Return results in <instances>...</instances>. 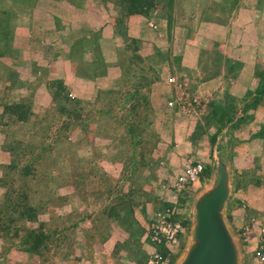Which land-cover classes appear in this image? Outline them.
I'll list each match as a JSON object with an SVG mask.
<instances>
[{"label":"rangeland","instance_id":"1","mask_svg":"<svg viewBox=\"0 0 264 264\" xmlns=\"http://www.w3.org/2000/svg\"><path fill=\"white\" fill-rule=\"evenodd\" d=\"M258 1L237 0L234 3V0H174L170 7L168 0H159L151 14L157 13L165 21L167 29L165 47H156L154 44L139 41L140 43L137 44L140 48L139 52L130 54V56H140L146 66H149L147 59L155 54V50L163 52L162 55L166 58V63L158 66L154 73L148 75L149 78L156 76L159 81L153 88L143 89V92L152 93L150 96L155 101L163 122L161 141L152 150L153 160L158 161V169L153 171L154 175H157V182L152 184L150 180L149 184L143 186L152 200L151 203L146 204L144 212L137 210L135 215L144 229L140 239L141 253L137 258L143 257L145 259L143 264H148L149 258L154 253L162 256L167 264H174L178 258L182 245L178 250H173L165 244H153L145 236L151 228L153 215L169 206L173 208V218L183 222L187 231L188 205L193 196L187 201L173 203L172 185L189 164H203L207 168L208 177L213 154H219L217 148L220 138L226 144L225 148L230 150L234 173V191L229 205V219L233 231L244 248L245 264H259L258 253L264 248V144L258 140H251L250 134L261 126L264 120V108H258L256 119L252 118L241 125L234 136L224 131L215 144L212 138L218 127L212 123L210 114L215 103H223L225 96L241 95L251 90L256 83L255 73L258 70L264 71V3ZM102 7L110 12L111 17V22L100 33L108 43V45L103 44L102 53L107 62L112 64L118 62L117 53L120 54V60H124V56L129 55L123 49L124 46H133L131 40L134 39L128 38L127 34L121 36L116 34L118 28L114 21L119 15L109 4L101 3V0H29L27 3L26 0H0V114L1 99L9 97L10 100L19 101L18 87L22 77L25 82L33 84L26 88V93L37 92L34 95V116L31 117L30 122L24 127L9 123L6 133L0 132V166L9 164L10 155L7 148L14 146L16 142L22 140L32 144L42 140V127L48 119L45 118L46 110L52 106L57 83L63 82V73L55 71L56 66L60 67L61 64V62L56 64L57 61L65 58L66 62L72 64L76 60H82L86 54H90L89 60L84 62L85 67L91 60V43H88V46L84 45V40L80 37L82 33L78 35L76 31H72L71 22L73 20L80 28L83 25L89 32L92 26H100V18H97L96 12ZM5 36L8 43L4 46L1 39ZM18 44H21L23 49L22 47L19 49ZM98 44L101 45L100 42ZM139 66L142 67L141 64ZM230 66L234 68L231 70ZM105 77L114 88H95L91 100H82L90 104L88 110L92 118L95 110L100 108L104 101L106 91L122 88V78L119 79L118 73L108 74ZM169 79L174 81L169 82ZM66 93L68 94L67 90ZM170 102L172 106L168 105ZM244 106L245 104H238L237 108L241 111ZM34 126L36 130L28 131V128ZM79 132H81L79 126L71 128L68 137L73 142H77ZM180 139L185 142L179 144L177 140ZM90 141L93 144L92 137ZM105 145L106 141L97 140L94 148L102 150ZM91 152L93 151L90 149L88 153ZM56 155L53 153L52 156ZM183 166V170L179 172ZM99 167L108 174L117 176V167L107 166L105 163L100 164ZM5 174L6 170L0 169V186L2 184L7 186L0 187V210H4L2 195L9 188L11 181L10 175L5 176ZM53 175L57 176L53 183L57 194L65 196L72 191V188L60 187V184H63L64 180L72 184L76 177L75 173H67L66 176L63 172L55 171ZM252 177L258 178L256 185L250 181ZM203 182L204 180L201 185ZM16 183H19L18 180ZM199 188L200 186L196 188L194 194ZM31 190L39 192L40 188L33 186ZM164 192L167 196L163 200ZM30 196L34 203L47 202V213L39 214L38 220L49 222L53 219V230H58L57 234L63 232L70 222L72 205L68 202L60 204L54 201L52 194L35 195L30 191ZM160 199L163 200L164 205L155 212L153 210L158 206ZM88 200L93 201L91 196H88ZM89 204H92L91 207H97L94 203L86 201V204L81 206L82 213L87 211ZM36 224L27 222L26 226L34 228ZM114 234L119 235L122 241L118 243L121 244L128 238L127 233L118 226H113ZM18 242L17 238L4 237L0 233V264H41L38 259H31L22 248L20 249ZM100 246L102 244L95 243L92 247L91 256L96 264L97 262L140 264L137 259L133 261L124 253H115L122 259L112 257V253L108 259H105L104 251L100 250ZM124 251L125 248L119 252ZM76 253L81 261L82 254L79 248H74V254ZM98 253L102 256L99 261H97ZM55 259L59 261L55 256L54 263ZM80 261L77 264H80Z\"/></svg>","mask_w":264,"mask_h":264},{"label":"trees","instance_id":"2","mask_svg":"<svg viewBox=\"0 0 264 264\" xmlns=\"http://www.w3.org/2000/svg\"><path fill=\"white\" fill-rule=\"evenodd\" d=\"M156 2L159 0H101V3L112 6L119 15L114 21L118 36L126 35L124 22L129 15L150 17L156 8ZM258 2L263 4L264 0ZM167 3L172 7L174 0H168ZM105 27L107 26L99 28L98 34L94 33L89 38L92 45L91 60L86 63L85 77L92 80L106 74L118 73L119 79L122 78V88L106 91L104 101L95 110L92 118L88 110L90 104L70 98L63 82H58L54 89L56 93L53 95L52 106L46 110L45 118L50 119L42 127V140L32 144L22 140L16 142L14 146L7 148L9 164L0 166L1 170H6L5 176L10 175L11 178L9 188L2 195L4 210H0V215L3 216H0V233L4 237L17 238L20 249L31 259H38L41 264H55V256L62 263L69 264L74 248L80 249L81 258L92 255L95 243L103 244L113 235V226L120 227L128 235L123 244H116L115 253H124L133 261L141 253L139 247L144 229L135 215L137 210L144 212L146 204L151 203L152 197L146 194L143 186L149 184L150 180L154 184L157 182V175L153 171L158 169V161L153 160L152 150L161 141L163 132V122L151 97L152 93L143 92V89L153 88L159 81L156 76L149 78L148 75L166 63V58L162 55L163 52L154 49L155 54L147 59L149 66H146L140 56H130L140 49L137 45L140 42L131 40L133 46H124L123 49L129 55L120 60V54L117 53L118 62L109 64L102 53L103 45L98 44L101 40L105 41V37L100 34ZM1 41L5 46L8 43L7 36ZM233 68L230 66L231 70ZM255 81V86L244 94L227 95L223 103H215L210 112L212 123L218 127L212 138L213 144L224 131L234 136L241 125L257 116L258 108H264V71L258 70L255 73ZM1 100L0 132L6 133L9 123L24 127L34 116L33 94L28 93L19 101L10 100L9 97ZM238 104H245L241 111L237 108ZM76 126L80 127L81 132L77 135L78 141L73 142L68 133ZM30 130H36L35 126L28 128ZM250 139L264 144V120L258 130L251 132ZM97 140L106 141L104 149L95 150ZM225 145L220 138L218 151ZM90 149L93 151L91 154L88 153ZM53 153L57 155L54 157ZM102 163L117 167V176L100 168ZM55 171L63 172L66 176L67 173L76 175L72 184L65 180L60 184V187L72 188L65 196L56 192L53 184L57 178L53 175ZM251 179L253 184L258 183V178ZM33 186L39 187V192L31 190ZM0 187L7 186L2 184ZM30 191L35 195L52 194L54 201L72 205L70 222L63 232L57 234L58 230H53V219L49 222L38 220L39 214L47 213V202H32ZM88 196L93 201H89ZM86 201L97 207L89 204L87 211L82 213L81 206ZM27 222L37 223L36 227H27ZM123 248L125 251L119 252ZM91 257L88 259L94 261ZM137 260L143 264L145 259L142 257ZM78 261L79 258L74 260L75 263Z\"/></svg>","mask_w":264,"mask_h":264},{"label":"water","instance_id":"3","mask_svg":"<svg viewBox=\"0 0 264 264\" xmlns=\"http://www.w3.org/2000/svg\"><path fill=\"white\" fill-rule=\"evenodd\" d=\"M211 172L188 205L187 231L174 264H245L246 254L229 219L234 191L230 150L213 154Z\"/></svg>","mask_w":264,"mask_h":264},{"label":"crops","instance_id":"4","mask_svg":"<svg viewBox=\"0 0 264 264\" xmlns=\"http://www.w3.org/2000/svg\"><path fill=\"white\" fill-rule=\"evenodd\" d=\"M101 10L96 12V16L97 18L100 20V26L98 27H91L89 32L86 28L82 26V28H80L79 25L75 24L76 22H74L72 20V31H76V33H78V35L80 33L81 34V40H84V45L88 46V40H90L89 38L91 37L92 34L97 33V31L99 30V28H102L103 26H107L108 23L111 22V17H110V12L108 10H106L104 7L100 8ZM74 25V26H73ZM77 25V26H76ZM154 25V26H153ZM125 31L127 34L128 38L134 39V40H138V41H142V42H146V43H150V44H154L156 47H163L165 45V35L167 32L166 29V24L163 18H161L160 16L157 15V13H153L150 17H144L142 15H132L126 19L125 21ZM22 32V29H21ZM101 45L103 44H107V41L105 39V41L101 40L100 41ZM104 45V46H105ZM20 47L23 46L21 44H18V48L21 49ZM26 47V46H25ZM165 47V46H164ZM104 48V47H103ZM28 50V47L26 48ZM89 56L90 54H86L85 57L82 60H76L74 61V63L69 64V62L65 61V58H62L60 60L57 61L56 64H59L58 62H61L60 67L56 66V70L58 72H62L63 73V85L65 87V89L67 90L69 97L72 99H77V100H91L94 90L95 88H113V84L109 82V79L106 78L105 76L99 77V78H95L92 80H88L85 77V73L83 70H85L84 67V62L89 60ZM32 82H25L23 77L21 78L20 81V86L18 87V99H22L24 97L27 96L26 93V88L32 86ZM38 91V90H37ZM35 92V93H34ZM33 92V96L37 94L36 91ZM35 97V96H34ZM178 143L180 142L181 144L183 142H185L184 140L180 139L177 140ZM177 143V144H178ZM179 143V144H180ZM181 149V148H180ZM197 157V155H196ZM204 157H205V153H204ZM203 160V159H202ZM184 166L180 169L179 172H181V170H183ZM178 172V173H179ZM207 168H205V172H204V182L207 179ZM203 182V183H204ZM202 183V184H203ZM202 185H200L201 187ZM167 196V193H163L162 198L164 200V198ZM192 196H194V193L192 194ZM163 200L159 201L158 206H156V208H154L153 211H157L162 209L163 207ZM125 240V239H124ZM122 240H120V237L118 234H114L112 237H110L107 241H105L102 246H100V250L102 249L104 258L108 259L109 255L112 253V257L115 256L117 259L120 258L119 255L115 254V246L118 242H120ZM105 248V250H103V248ZM77 254H73L72 256L69 257V264H74V260L77 258ZM115 254V255H114ZM82 256V255H81ZM80 256V257H81ZM91 255H88L87 257H82V260L80 261V264H96L94 261H91L90 258ZM92 258V257H91ZM102 256L99 255V253L97 254V261L101 260ZM122 259V258H120ZM124 260V258H123ZM63 261H57L55 259V264H66V263H62ZM98 264H100L99 262H97ZM112 263V262H111ZM109 263V264H111ZM77 264V263H76ZM102 264H108L105 262H102ZM113 264V263H112Z\"/></svg>","mask_w":264,"mask_h":264},{"label":"built area","instance_id":"5","mask_svg":"<svg viewBox=\"0 0 264 264\" xmlns=\"http://www.w3.org/2000/svg\"><path fill=\"white\" fill-rule=\"evenodd\" d=\"M174 79H169L173 82ZM172 106V103H168ZM205 166L201 163H194L185 166L183 172L177 176L172 185L173 203L187 201L192 196L196 188L201 185L204 179ZM174 211L172 206L158 211L153 215L152 224L147 231V238L153 244H165L173 250H178L182 245L186 227L183 222L173 218ZM146 239V238H145ZM258 263L264 264V248L258 253ZM148 264H167L166 260L157 253L149 258Z\"/></svg>","mask_w":264,"mask_h":264}]
</instances>
